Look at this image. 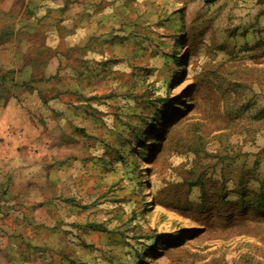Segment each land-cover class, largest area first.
<instances>
[{
  "label": "rangeland",
  "instance_id": "obj_1",
  "mask_svg": "<svg viewBox=\"0 0 264 264\" xmlns=\"http://www.w3.org/2000/svg\"><path fill=\"white\" fill-rule=\"evenodd\" d=\"M10 1L0 55L62 95L38 120L61 183L0 264H264V0Z\"/></svg>",
  "mask_w": 264,
  "mask_h": 264
},
{
  "label": "crops",
  "instance_id": "obj_2",
  "mask_svg": "<svg viewBox=\"0 0 264 264\" xmlns=\"http://www.w3.org/2000/svg\"><path fill=\"white\" fill-rule=\"evenodd\" d=\"M26 2L31 7L43 1L26 0ZM11 5L10 0H0V18H5L9 14L13 15L11 13L17 11ZM48 13L56 16L52 7L45 10L43 16ZM29 32L28 35L33 34L30 38L32 39L37 38L42 31L31 29ZM27 38L22 36L20 40H27ZM22 44L23 47L24 43ZM19 56H22V53L18 52L16 59H10V55L5 57L0 55V69L7 73L0 81V234L6 230V223L11 212H15L14 218H18L15 216H18L19 209L37 205L39 195L43 194V185L51 184L52 187L55 183H61V178L51 168L53 149L52 151L46 149L42 142L40 133L43 127L38 121L44 115V109L52 106L44 105L42 100L54 91L51 86L47 87L48 82L42 80L40 75L38 76L37 73L44 72L42 67L37 70L36 61L20 59ZM24 57L26 58V55ZM8 89H13V93L5 91ZM58 92L59 90L46 99L61 98L62 95ZM48 127V130L54 131V125ZM44 156L48 157V163H50L51 169L48 175L42 166L46 162L43 159ZM71 176L77 184L76 173Z\"/></svg>",
  "mask_w": 264,
  "mask_h": 264
},
{
  "label": "trees",
  "instance_id": "obj_3",
  "mask_svg": "<svg viewBox=\"0 0 264 264\" xmlns=\"http://www.w3.org/2000/svg\"><path fill=\"white\" fill-rule=\"evenodd\" d=\"M164 100H167V99H163V100L160 102V106L163 105V103L165 102ZM261 190H263L262 187L260 188V191H261ZM250 204H251V206H254V208H255L256 210H258V209H264V195L259 194V195L257 196V198L254 197V198L250 201Z\"/></svg>",
  "mask_w": 264,
  "mask_h": 264
},
{
  "label": "bare ground",
  "instance_id": "obj_4",
  "mask_svg": "<svg viewBox=\"0 0 264 264\" xmlns=\"http://www.w3.org/2000/svg\"><path fill=\"white\" fill-rule=\"evenodd\" d=\"M149 208V207H148ZM153 212V210H151V209H148V213L150 214V213H152ZM152 215V214H151Z\"/></svg>",
  "mask_w": 264,
  "mask_h": 264
}]
</instances>
